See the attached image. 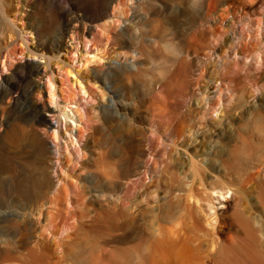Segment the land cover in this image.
<instances>
[{"label": "bare ground", "instance_id": "bare-ground-1", "mask_svg": "<svg viewBox=\"0 0 264 264\" xmlns=\"http://www.w3.org/2000/svg\"><path fill=\"white\" fill-rule=\"evenodd\" d=\"M27 3L0 0L2 243L30 249L31 264H264V91L250 90L252 80L262 87L251 63L264 40L247 43L229 0H77L83 22L67 34L81 42L97 28L101 42L70 73L76 90L49 78L42 105L23 86L32 90L42 67L54 76L65 62L60 41L45 36L31 11L56 0ZM12 40L26 57L7 66ZM124 123L138 129L117 138ZM64 156L70 203L59 178Z\"/></svg>", "mask_w": 264, "mask_h": 264}, {"label": "rangeland", "instance_id": "rangeland-1", "mask_svg": "<svg viewBox=\"0 0 264 264\" xmlns=\"http://www.w3.org/2000/svg\"><path fill=\"white\" fill-rule=\"evenodd\" d=\"M28 4H30L33 0H24ZM19 7L22 4V0H18ZM50 2V1H49ZM77 4V0H56V6L50 5L49 7H46L44 3H41L36 8L32 9L31 13L36 16L35 22L36 26L45 33V36L49 40L58 39L60 41L61 53L59 55V58L61 61H64L65 64L61 66V72L56 73L54 76L51 75V69L49 68H41L39 70L38 75L32 77V83L34 85V88H32L30 85L26 84L23 86V88L32 96L40 105L46 103L48 97L46 96V82L49 78H51L52 82H55V85L57 88L62 89L64 92H67L70 94L71 92L76 90V87L72 84L73 81H75V77L71 76V72H77L83 70V65L87 59L93 58L95 55L91 54L94 50V48L99 45L101 42L100 40V33L99 29L95 28L93 30V33L87 38L83 39L81 42H78L71 34H67L68 31V25L77 26L80 22H83V16L82 12L77 7L75 10L73 7ZM17 5V3H16ZM58 7L63 9L64 14L63 18L59 15ZM229 8L231 10V13L240 16V22L241 24L246 25V32H247V43L250 45H256L258 41H261L262 38L264 40V24L262 25V28L260 30V33H258V23L261 19V15L264 14V0H229ZM61 17V18H60ZM15 22H17L18 17L12 18ZM77 22V23H76ZM3 28L2 25H0V30ZM263 34V36H262ZM27 43L29 46L32 44L31 37L27 35L26 37ZM48 40V41H49ZM12 44L5 52L2 57V62H5L7 66L16 65V63L26 57V52L24 51V47H22V43L19 41L10 42ZM68 44V45H67ZM190 44V42H189ZM263 55L260 56L259 54L255 55L253 57V62L251 63V67L253 71H257L259 69V72L261 70V74L263 76V80L260 82V90H257L254 86L256 85L254 80L251 81L250 90L252 93V96L259 97L260 91H264V45H263ZM99 57V56H98ZM97 57V58H98ZM204 58V57H203ZM36 63H40L42 66L45 63V60L37 61ZM55 63V62H53ZM183 63V59H181L178 64L176 65V68H180ZM250 63V62H249ZM263 64V67H262ZM95 65H92L93 67ZM171 78V77H169ZM168 78V79H169ZM166 80L162 83V85L157 89L156 93L153 95L154 99H160L163 94V87L164 85L169 81ZM63 82L62 85H60V82ZM91 90L93 92H97L100 94L101 89L99 84L91 83L89 85ZM19 94L17 91H14L11 98L7 100L8 104L12 103L13 99H17ZM253 102V100H251ZM94 107V106H93ZM93 107H88L86 112L88 114L89 120H92L94 117V112L92 111ZM6 106L0 105V119H4ZM262 117H264V111L259 113ZM138 124H127L124 123L123 125V131H120L117 135V138H125L124 136L127 135H134L137 131ZM201 129H203L201 127ZM0 132H3V130H0ZM127 133V134H124ZM46 139L49 142L50 146H55V141L51 137V131L46 134ZM245 140V138H244ZM216 140H213V142ZM154 140L151 137V135L148 136V145L153 143ZM158 143V140H157ZM151 147H148V155L145 159V165L148 167H151L152 165V156H153V150L150 149ZM65 153V151L63 152ZM202 155V154H201ZM117 159L118 165L122 163V161L125 159L123 156L115 158ZM75 164V160H73ZM72 165V163L70 164ZM72 169V166L68 167V161L66 156L62 157L60 159L59 163V178L62 183L61 185V191L63 187L65 186L67 188L66 195L68 196V202L70 203L71 199L74 201L73 196L71 195L72 190V181H68V178H65L69 174V176H72V173L69 172V170ZM66 172V173H65ZM219 181H222V176H218ZM134 180H145L144 176L137 177ZM222 212H226L222 211ZM42 221V218L40 219ZM232 223L230 220H225L223 222V232L226 237L229 236V229L231 228ZM67 230L68 225H61L59 227L60 235L59 239L65 238L67 236ZM9 248V252H7L4 256H0V264H31V250H21L15 249V246L13 244H3L2 239L0 237V250H4V248Z\"/></svg>", "mask_w": 264, "mask_h": 264}]
</instances>
